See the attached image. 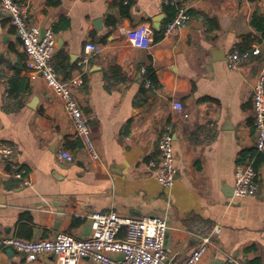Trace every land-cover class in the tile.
<instances>
[{
    "label": "crops",
    "instance_id": "crops-1",
    "mask_svg": "<svg viewBox=\"0 0 264 264\" xmlns=\"http://www.w3.org/2000/svg\"><path fill=\"white\" fill-rule=\"evenodd\" d=\"M21 1L30 19L56 36L53 64L73 82L99 160L83 156L70 118L45 81L28 76L26 53L0 9V140L17 147L14 164L29 178L23 185L13 165L0 163V236L84 237L91 212L115 210L166 217L168 264H184L204 238L209 244L198 264H221L227 256L264 264V155L255 148L252 99L264 60V0H182L189 25L158 41L169 18L161 0ZM128 3L125 15L121 4ZM139 24L150 28L148 50L132 47L122 33ZM88 43L98 49L88 54ZM256 46L260 56L228 67L230 52ZM143 66L153 68L158 89L145 85ZM164 130L172 133L177 169L169 189L149 165ZM62 149L76 160H63ZM248 159L258 163L259 190L237 198L235 170ZM55 261L48 254L26 262L0 250V264ZM77 264L101 263L86 258Z\"/></svg>",
    "mask_w": 264,
    "mask_h": 264
},
{
    "label": "built area",
    "instance_id": "built-area-1",
    "mask_svg": "<svg viewBox=\"0 0 264 264\" xmlns=\"http://www.w3.org/2000/svg\"><path fill=\"white\" fill-rule=\"evenodd\" d=\"M164 6H174L175 16L164 27V35L176 36L182 28L189 25L191 16L182 0H161ZM0 9L9 16L11 25L23 46L27 56L28 76L31 79L41 77L48 88L62 103L70 118L74 136L82 144L83 156L91 162L99 160V155L91 139L89 117L73 89L72 80L59 74L53 64L57 40L53 31L41 28L34 23L28 7L21 0H0ZM127 41L132 47L148 50L153 42L150 28L139 24L123 29ZM98 49L94 43L86 45V52ZM259 46L250 50L234 49L226 56L230 69H238L243 63H250L253 57L260 56ZM88 63L86 57L80 64ZM147 68L142 67L145 76ZM145 85L152 87V82L145 78ZM254 127L256 133L255 148L264 155V60L257 73L252 89ZM173 108L185 117L183 105L174 101ZM18 149L13 144L0 140V163L11 164L12 175L29 184L26 170L14 164L18 158ZM60 157L66 162H73L77 156L69 151L60 150ZM158 181L164 188L174 185L177 169L173 149L172 133L164 130L157 141V153L149 160ZM234 196L243 198L254 196L259 190L258 172L254 160L248 159L236 167L234 175ZM91 232L88 236L78 237L66 232H59L52 238L24 239L17 235H1L0 250L11 248L23 256L26 262H33L44 255H54L55 264H77L81 259H91L101 264H168L170 249L166 245L169 228L166 217L161 215L134 216L119 214L115 210L93 211L88 216ZM209 239L204 238L191 252L184 264H198L205 254ZM222 264H242L233 256H227Z\"/></svg>",
    "mask_w": 264,
    "mask_h": 264
},
{
    "label": "trees",
    "instance_id": "trees-1",
    "mask_svg": "<svg viewBox=\"0 0 264 264\" xmlns=\"http://www.w3.org/2000/svg\"><path fill=\"white\" fill-rule=\"evenodd\" d=\"M165 7H166V10H167L168 15H169L168 16L169 18L167 20V22H168L169 20H171L175 16V14H176V8L174 6H165ZM121 8L123 10V13L125 14V11H127L128 8H129V3L127 5L121 4ZM188 13L190 14L189 11H188ZM109 19L114 24L116 23V20H115V18L113 16H111ZM260 30L263 32V35H264V28H260ZM163 35H164V28L160 32L157 33V35H156V37H155L154 40L155 41H158ZM250 36H251V34L244 35L245 38H248ZM240 50L243 51V50H246V49H240ZM145 78H148L149 80H151V82H152V88L158 89L160 87V84H159V82L157 80V77H156V74H155L153 68H151L149 66L147 67L146 74H145ZM245 158L246 157H243V160H245ZM254 166H255L256 169H258V163L255 162L254 163Z\"/></svg>",
    "mask_w": 264,
    "mask_h": 264
},
{
    "label": "water",
    "instance_id": "water-1",
    "mask_svg": "<svg viewBox=\"0 0 264 264\" xmlns=\"http://www.w3.org/2000/svg\"><path fill=\"white\" fill-rule=\"evenodd\" d=\"M162 19V17H160V18H158V20L157 21H160ZM156 21V23H155V26L157 27V28H159V23ZM94 25L97 27V28H100V26L102 25V21H100V19H98V20H96L95 22H94ZM44 31L45 30H42V33H44ZM9 251L12 253L13 252V250L11 249V248H9ZM221 264L223 263V262H220Z\"/></svg>",
    "mask_w": 264,
    "mask_h": 264
}]
</instances>
